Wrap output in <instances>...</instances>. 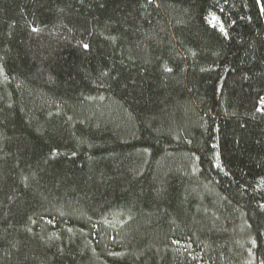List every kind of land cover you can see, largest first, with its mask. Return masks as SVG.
Instances as JSON below:
<instances>
[{"label":"trees","instance_id":"trees-1","mask_svg":"<svg viewBox=\"0 0 264 264\" xmlns=\"http://www.w3.org/2000/svg\"><path fill=\"white\" fill-rule=\"evenodd\" d=\"M0 264H264V0H0Z\"/></svg>","mask_w":264,"mask_h":264},{"label":"snow or ice","instance_id":"snow-or-ice-1","mask_svg":"<svg viewBox=\"0 0 264 264\" xmlns=\"http://www.w3.org/2000/svg\"><path fill=\"white\" fill-rule=\"evenodd\" d=\"M149 2H150V0H149ZM84 47H85V48H88V45H84Z\"/></svg>","mask_w":264,"mask_h":264}]
</instances>
